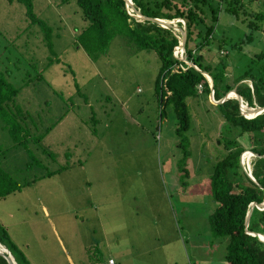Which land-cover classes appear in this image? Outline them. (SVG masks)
<instances>
[{"label": "rangeland", "instance_id": "obj_1", "mask_svg": "<svg viewBox=\"0 0 264 264\" xmlns=\"http://www.w3.org/2000/svg\"><path fill=\"white\" fill-rule=\"evenodd\" d=\"M29 1L50 30V51L24 5L0 0V57L9 82L20 87L17 120L0 119V167L21 187L0 198L9 242L29 264H226L225 238L213 237L208 221L216 207L208 177L225 153L209 97L185 100L191 120L181 176L174 117L168 108L158 116L156 55L114 35L92 61L73 43L85 25L74 0ZM241 1L263 15L258 28L248 29L242 10L232 16L222 9L208 45L214 52L220 45L234 68L264 44V0ZM247 34L249 42L230 49ZM8 58L19 60L17 69ZM91 116L96 125L86 122ZM253 158L243 163L249 159L250 167Z\"/></svg>", "mask_w": 264, "mask_h": 264}, {"label": "trees", "instance_id": "obj_2", "mask_svg": "<svg viewBox=\"0 0 264 264\" xmlns=\"http://www.w3.org/2000/svg\"><path fill=\"white\" fill-rule=\"evenodd\" d=\"M7 1L9 3L16 1L24 5L30 24L38 26L42 32L41 40L50 51V41L47 40L50 30L45 23L33 15L31 2ZM74 2L85 25L74 35L73 43L90 60L95 61L99 56L105 55L109 40L114 35L121 36L123 42L133 51L152 52L158 58L159 68L153 91L158 116L162 118L164 109L168 108L175 120L173 135L176 139V148L180 152L176 163L179 175L186 176L184 165L189 155L186 132L191 118L185 100L196 97L198 93L208 99L209 79L213 101L224 98L226 94L229 97L231 94L229 92L233 91L240 96V102L248 107L264 106V44L261 50L253 52L245 62L238 65L239 68L236 67L238 69L222 59L226 54L220 52L223 50L220 45L216 46L217 52L208 48L219 11L222 9L232 16H236L242 10V15L248 17L246 21L243 19L248 29L251 31L258 28L255 21H261L263 15L260 12L254 13L243 9L241 0H131L134 9L143 17L183 21L185 30L182 44L183 57L195 67L173 57V47L177 45L179 36L177 30L171 27L162 28L147 20L137 22L128 15L124 0H74ZM175 24L178 27L182 25L179 21ZM249 36V34L242 36L229 46L230 49L238 51L242 44L249 42ZM202 49L204 54L200 51ZM0 59V68H2L0 69V119L4 122H14L19 111L14 107L13 101L20 87L15 88L9 82L8 71L3 68V58ZM12 60L8 58V62ZM18 61H12L10 66L17 69ZM51 61L52 59L48 57L47 64ZM229 66H232V84L228 83L227 78ZM203 74L209 77L205 76L208 80ZM197 85L200 87L199 91ZM75 91L80 95L78 88ZM208 105L215 109V113L222 120L219 128L220 138L217 140L225 151L224 154L217 156L216 162L211 165L208 177L210 196L216 205L208 216L211 235L215 238H225L226 264H264V242L255 235L246 233L264 236V209L252 206L247 225H244L250 203L261 202L264 195V156H262L264 155V110L251 118H245L239 114L238 103L234 97L225 98L215 105ZM243 110L249 109L243 108ZM23 115L27 117L25 112ZM245 115L249 116V114ZM87 121L94 125L97 123L92 116ZM7 130L13 133L15 127H8ZM248 151L254 156L250 162L249 173L255 182L248 178L239 166L241 152L245 154ZM250 155L245 154L244 159L249 158ZM246 161L248 162L249 159ZM19 189L21 187L16 185L0 167V198ZM0 244L11 254L16 264H29L24 255L9 242L1 225ZM0 264H7L1 255Z\"/></svg>", "mask_w": 264, "mask_h": 264}, {"label": "water", "instance_id": "obj_3", "mask_svg": "<svg viewBox=\"0 0 264 264\" xmlns=\"http://www.w3.org/2000/svg\"><path fill=\"white\" fill-rule=\"evenodd\" d=\"M124 1H125L126 4H129L131 2L130 0H124ZM131 6H132V4H131ZM140 18L142 19V21H144V20L146 21L147 20V21L156 23L158 25H166L167 27H171L172 29L177 30L179 32V42H178V45H179V48L182 49L183 39H184V36H185V30H184V25L183 24H182L181 27L176 26V24H175L176 21L174 22V20H176V19H174V20H172L170 22V21H163V20H160V19H152V18L150 19V18L143 17L141 15H140ZM191 65H192V63H191ZM203 76L205 78V76H207V75L203 74ZM205 79H207V78H205ZM208 82H209V89H210L209 99H210V101L214 105L222 102L225 98H229L228 97V94H227L224 98H222V99H220L218 101H213L212 90H211V85H210V83H211L210 82V79H209ZM229 93H231L232 94V97H234L237 100V103H238L239 107L241 106L239 110H242V107L243 106L240 104V100H241L240 96H237L233 91H231ZM246 109H249L246 112H248V113L251 114V115L247 116L249 118V117H252V116H254L256 114H259L261 111H263L264 110V106H262V107H246ZM262 156H264V155H262ZM239 164H240L239 166L241 168V165H242L241 155L239 157ZM241 170H242V168H241ZM245 174H246V176L248 178H250L253 182H255L254 178H252L247 172ZM252 206H255L257 209H258L259 206H262L263 207L264 206V199H262V201L259 202V203H256V202H251L250 203V206H249V208H248V210L246 211V214H245V219H244V225L245 226L247 225L248 217H249V214L251 212ZM247 233H249L250 235H255L257 239H259V240H261V241L264 242V236L263 235H260V234H257V233H251V232H247ZM260 236L263 237V239ZM0 255L5 259V261H6L7 264H16L14 262V260H13V257L11 256V254L1 244H0Z\"/></svg>", "mask_w": 264, "mask_h": 264}, {"label": "built area", "instance_id": "obj_4", "mask_svg": "<svg viewBox=\"0 0 264 264\" xmlns=\"http://www.w3.org/2000/svg\"><path fill=\"white\" fill-rule=\"evenodd\" d=\"M132 6H131V4ZM129 4H126L125 3V9L128 13L129 16H131L132 18H134L137 22H142V19L140 18V15L139 13H137V10L134 9L133 7V3L130 2ZM176 21H180L181 23H183V21L181 20H176ZM184 25V24H183ZM160 27L164 28V27H167L166 25H159ZM177 45L175 47H173V57L179 59V60H182L184 61L187 65H191L190 62L186 61L183 57V49H180L179 48V45H178V42H179V36L177 37ZM192 66L195 67V65L192 64ZM197 87H199V85H197ZM200 88V87H199ZM241 104V103H240ZM242 105V104H241ZM244 106V105H242ZM241 107V106H240ZM239 105H238V109H240ZM242 110H243V107H242ZM242 110H239V112H242ZM243 170L245 172H249V166H248V163L246 162V164L244 165V168ZM107 264H114L113 261L111 259L107 260Z\"/></svg>", "mask_w": 264, "mask_h": 264}, {"label": "clouds", "instance_id": "obj_5", "mask_svg": "<svg viewBox=\"0 0 264 264\" xmlns=\"http://www.w3.org/2000/svg\"><path fill=\"white\" fill-rule=\"evenodd\" d=\"M131 1V0H130ZM174 20V19H173ZM180 20V19H179ZM164 21V20H163ZM182 21V20H181ZM177 22V21H176ZM175 22V23H176ZM180 22V21H179ZM182 24H184V23H182ZM182 26V25H181ZM191 63V62H190ZM208 79V78H207ZM209 81V80H208ZM227 95V94H226ZM241 103V102H240ZM242 105H244L243 106V108H246V107H248V106H246L245 104H243V103H241ZM239 114H242L245 118H248L245 114H243L242 112H239ZM255 116V115H254ZM253 117V116H252ZM249 118H251V117H249ZM243 152H246V151H243ZM243 152H241V158H242V154H243ZM249 153L251 152V151H248ZM251 155V157L253 156V153L251 152L250 153ZM250 156H249V159H250ZM248 164H249V161L247 162ZM246 163H243V159H242V165H241V168H242V170L241 171H243L244 173H246L244 170H243V168H244V165H245ZM249 166V165H248ZM249 171H250V167H249ZM249 175H250V173L249 172H247ZM246 175V174H245ZM262 209V208H261ZM264 209V208H263ZM247 233V232H246Z\"/></svg>", "mask_w": 264, "mask_h": 264}, {"label": "crops", "instance_id": "obj_6", "mask_svg": "<svg viewBox=\"0 0 264 264\" xmlns=\"http://www.w3.org/2000/svg\"><path fill=\"white\" fill-rule=\"evenodd\" d=\"M243 157H244V156H243ZM243 157H242V158H243ZM41 210H42V213H43L42 217H43V218L46 217V216H45V215H46V213H45V212H46L45 209L42 207ZM46 218H47V217H46ZM260 237H261V236H260ZM58 241H59V240H58ZM60 248H61V247H60ZM61 249H62V248H61ZM63 250H64V249H63ZM64 251H65V250H64ZM61 252H62V250H61ZM40 255H41V254H40ZM42 256H43V255H41V257H42ZM25 258H26V257H25ZM64 258H65L68 262L71 263V258H70V255H69V254L66 253V254L64 255ZM122 258H123V257H122ZM109 259H111V258H108V260H109ZM32 264H33V263H32Z\"/></svg>", "mask_w": 264, "mask_h": 264}, {"label": "bare ground", "instance_id": "obj_7", "mask_svg": "<svg viewBox=\"0 0 264 264\" xmlns=\"http://www.w3.org/2000/svg\"><path fill=\"white\" fill-rule=\"evenodd\" d=\"M230 97H232V94H230L229 98ZM243 114H249V115H251L250 113L246 112V110H243ZM248 154H250V153L248 152ZM242 159H244V157ZM261 238H263V237H261Z\"/></svg>", "mask_w": 264, "mask_h": 264}]
</instances>
